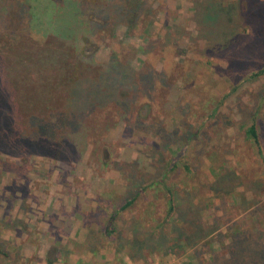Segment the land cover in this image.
I'll return each mask as SVG.
<instances>
[{
	"label": "rangeland",
	"instance_id": "rangeland-1",
	"mask_svg": "<svg viewBox=\"0 0 264 264\" xmlns=\"http://www.w3.org/2000/svg\"><path fill=\"white\" fill-rule=\"evenodd\" d=\"M261 70L264 0H0V251L198 264L167 250L165 187L184 188L185 163L217 190L204 228L234 215L252 225L264 204ZM178 201L188 219L198 198Z\"/></svg>",
	"mask_w": 264,
	"mask_h": 264
},
{
	"label": "trees",
	"instance_id": "trees-1",
	"mask_svg": "<svg viewBox=\"0 0 264 264\" xmlns=\"http://www.w3.org/2000/svg\"><path fill=\"white\" fill-rule=\"evenodd\" d=\"M250 25L253 27V23H250ZM261 74H264V71H258L254 76ZM245 135L251 141V144L253 143L258 149H261L260 133H258L255 123H252L246 129ZM176 164L177 161L173 159L165 163L160 181L162 185H165L167 176L177 169ZM182 166L183 169L180 172L187 181L184 188L177 190L173 187H165L167 196L165 227L167 226L174 235L173 240L172 238L167 240L162 238L168 242L167 250L171 252L174 248L181 250L187 248L193 251L198 264H264V204L256 203L252 209H249L247 216L253 220L251 226L246 223H237L234 215L229 222H223L222 218L219 220L214 219L211 222V227L206 229L200 214L203 209H207V206H213L214 204V198L207 197V192L215 193L217 190L210 189V187L204 191L207 183L203 184L199 181L185 163ZM138 193L139 191H136L131 195L119 207V210L129 208L137 199ZM187 193L191 198H198V204L197 207L191 206L189 218L185 219V214H182L179 210L178 197L182 194L187 195ZM202 201H204V205ZM233 210L235 208L226 207V211H223V213L232 212ZM115 215L112 214L107 222L106 235L112 236L114 234L112 225ZM160 226H164V224ZM162 239L159 241L161 247L164 245ZM170 242L173 245H169ZM214 243H217L216 247H214Z\"/></svg>",
	"mask_w": 264,
	"mask_h": 264
},
{
	"label": "crops",
	"instance_id": "crops-1",
	"mask_svg": "<svg viewBox=\"0 0 264 264\" xmlns=\"http://www.w3.org/2000/svg\"><path fill=\"white\" fill-rule=\"evenodd\" d=\"M14 229H16V228H13V231H14ZM19 233L17 232V235H18ZM22 234V233H21ZM81 234V233H80ZM21 250H22V252H21ZM13 252V253H12ZM14 252H16V253H14ZM18 252V253H17ZM87 253H90V252H87ZM87 253H85L83 250H82V255H85V254H87ZM90 254H92V253H90ZM0 256H3L2 257V260L0 259V264L2 263V264H33L32 263V261H34L35 262V264H36V262H40V264H42L41 263V254L40 253H38V256L40 257L38 260L36 259V261L35 260H33L31 257L29 258V256H32V255H30L29 253H28V251L27 250H25V249H19V248H17V247H14L13 248V250L12 251H10V250H1L0 251ZM36 256V255H35ZM93 256H94V254H93ZM65 261H67V260H63V262H65ZM43 262V261H42ZM62 262V263H63ZM76 262L77 261H75L74 263H71V264H76ZM68 263H69V261H68ZM68 263H66L65 262V264H68ZM39 264V263H38ZM64 264V263H63ZM70 264V263H69ZM81 264H87V263H85V262H82ZM90 264H94V259H93V257L91 258V263Z\"/></svg>",
	"mask_w": 264,
	"mask_h": 264
}]
</instances>
